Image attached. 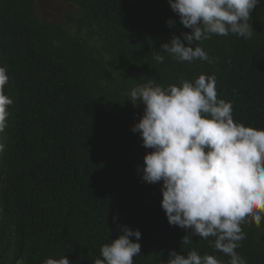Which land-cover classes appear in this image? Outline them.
<instances>
[{
    "label": "trees",
    "instance_id": "trees-1",
    "mask_svg": "<svg viewBox=\"0 0 264 264\" xmlns=\"http://www.w3.org/2000/svg\"><path fill=\"white\" fill-rule=\"evenodd\" d=\"M53 1L70 11L54 20L39 15L37 0H0V66L13 100L0 173V264L64 255L94 264L124 226L142 233L134 264L192 249L229 264L208 240L182 245L187 231L169 224L162 182L149 184L140 171L152 151L132 131L144 105L128 99L150 80L167 87L214 74L234 120L264 130V0L251 13L250 39L202 42L215 63H177L163 52V63L153 59L173 35L191 32L168 0ZM242 227L247 239L236 251L247 264H264V219Z\"/></svg>",
    "mask_w": 264,
    "mask_h": 264
},
{
    "label": "clouds",
    "instance_id": "clouds-1",
    "mask_svg": "<svg viewBox=\"0 0 264 264\" xmlns=\"http://www.w3.org/2000/svg\"><path fill=\"white\" fill-rule=\"evenodd\" d=\"M181 24L190 33L173 35L153 59L163 63L166 53L177 63L196 60L215 63L201 46L214 35L250 39L251 13L261 0H168ZM169 27L175 25L168 21ZM7 67L0 66V173L7 164L5 145L10 126ZM215 75L200 74L167 87L155 81L133 87L129 101L144 105L132 131L139 133L144 156L143 181L162 182L161 206L172 226L187 231L182 245L197 236L230 257L229 264H247L236 251L247 239L242 225L261 227L264 219V130L235 121L233 104L218 98ZM1 185V181H0ZM142 233L128 226L118 238L100 248L94 264H134L141 254ZM132 237H135V242ZM213 239H209V238ZM43 264H72L67 255L47 258ZM160 264H222L210 254L192 249L172 250Z\"/></svg>",
    "mask_w": 264,
    "mask_h": 264
},
{
    "label": "rangeland",
    "instance_id": "rangeland-1",
    "mask_svg": "<svg viewBox=\"0 0 264 264\" xmlns=\"http://www.w3.org/2000/svg\"><path fill=\"white\" fill-rule=\"evenodd\" d=\"M38 13L42 18H53L57 20L64 12H69L70 9L62 4H58L53 0H37Z\"/></svg>",
    "mask_w": 264,
    "mask_h": 264
}]
</instances>
